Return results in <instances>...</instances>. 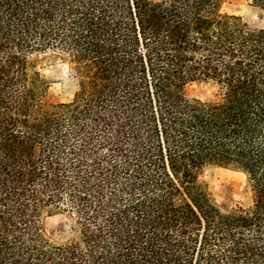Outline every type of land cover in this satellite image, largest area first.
Masks as SVG:
<instances>
[{
	"label": "trees",
	"instance_id": "obj_1",
	"mask_svg": "<svg viewBox=\"0 0 264 264\" xmlns=\"http://www.w3.org/2000/svg\"><path fill=\"white\" fill-rule=\"evenodd\" d=\"M223 2L0 0V264H264V27ZM197 80L219 98L189 97ZM211 166L245 177L226 211Z\"/></svg>",
	"mask_w": 264,
	"mask_h": 264
},
{
	"label": "rangeland",
	"instance_id": "obj_2",
	"mask_svg": "<svg viewBox=\"0 0 264 264\" xmlns=\"http://www.w3.org/2000/svg\"><path fill=\"white\" fill-rule=\"evenodd\" d=\"M222 10L241 16L251 27H264V10L254 5L250 0H224ZM34 63L41 73L49 80L48 100L50 102L68 101L75 89V79L70 64L57 55L48 53L34 56ZM189 97L204 101L217 100V87L206 80H197L187 86ZM213 197L221 211H226L243 198L245 185L244 175L234 169L211 166L204 171ZM46 232L54 239L65 240L71 236L69 221L60 209H52L43 217Z\"/></svg>",
	"mask_w": 264,
	"mask_h": 264
}]
</instances>
